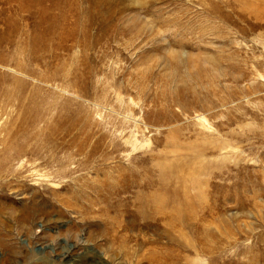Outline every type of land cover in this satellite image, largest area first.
Instances as JSON below:
<instances>
[{"label":"rangeland","instance_id":"obj_1","mask_svg":"<svg viewBox=\"0 0 264 264\" xmlns=\"http://www.w3.org/2000/svg\"><path fill=\"white\" fill-rule=\"evenodd\" d=\"M258 4L0 0V264H264Z\"/></svg>","mask_w":264,"mask_h":264},{"label":"bare ground","instance_id":"obj_2","mask_svg":"<svg viewBox=\"0 0 264 264\" xmlns=\"http://www.w3.org/2000/svg\"><path fill=\"white\" fill-rule=\"evenodd\" d=\"M243 7V9L244 10H248V11H250L252 14L253 13H257L258 11H256V9L259 7L258 5V3L260 2V1H262V0H244V1H242V0H237ZM262 11V10H261ZM264 11H262V13H263ZM260 13V12H259ZM261 14V13H260ZM260 14H259V16H260ZM256 15V14H255ZM262 17V16H261ZM24 106V105H23ZM2 111V110H1ZM227 146V145H226ZM223 148H224V146H222ZM201 150V149H200ZM199 150V151H200ZM24 151V150H23ZM195 151V150H194ZM196 151H198V150H196ZM203 155V154H202ZM196 156V155H195ZM199 157H201V155L199 156ZM203 157V156H202ZM188 158V157H187ZM193 159H195L194 157H193ZM180 160V159H179ZM200 160H202V159H200ZM199 160V161H200ZM160 162V161H159ZM186 162H187V160H186ZM181 165H183V164H181ZM159 166H160V174H162V176L163 177H161L160 179H161V181H162V183H161V191L159 192V193H156V195L154 196V197H149V198H147V199H145V203H144V205L145 206H155V207H157L156 208V210L158 209V211H162V212H167L168 211V213H167V216L166 217H168L169 218V221H176V220H178L179 222H180V224L182 223V221H183V223H187V222H189V221H191L194 217H189V214H191L192 215V213H194L193 212V210L195 211V210H197V207L198 206H196L195 208L196 209H192V211L191 210H189V208L191 209V206L193 205V204H196V199L197 198H194V197H191L190 195H189V193H188V191L187 190H189V189H187V187H186V185H185V181L183 180H180L181 182H182V187L180 188V190H179V192H181V195H179V193H177L176 191L178 190V189H176V188H168V186H167V184L169 183V181H170V178H171V175L170 174H168V167H166L167 165H164L163 164V162H160V164H159ZM170 166V165H169ZM196 167V166H195ZM182 168V167H181ZM188 183V182H187ZM189 184V183H188ZM116 187H118V186H116ZM201 187V186H200ZM113 188H115V187H113ZM193 188V187H192ZM77 192V191H76ZM158 192V191H157ZM112 195V194H111ZM110 195V196H111ZM128 196V195H127ZM177 196H180V198L177 200L176 199V197ZM107 197H108V195H107ZM130 197V196H129ZM171 197H175V199H174V201L171 199V201H169L170 199H168V198H171ZM196 197V196H195ZM200 198V197H199ZM43 199V198H42ZM41 199V200H42ZM106 199V198H105ZM109 199V198H108ZM116 198H114V200H115ZM126 200V199H125ZM198 200V199H197ZM104 201H106V200H104ZM200 201V200H199ZM125 202V201H124ZM37 203V202H36ZM42 203V202H41ZM44 203V202H43ZM69 203V202H68ZM72 203H73V201H72ZM86 203H87V200H86ZM131 203V202H130ZM140 203V202H139ZM38 204V203H37ZM69 204H71V203H69ZM77 204V203H76ZM129 204V203H128ZM132 204H133V202H132ZM36 205V204H35ZM40 205H42V204H40ZM137 205V204H136ZM200 205V204H199ZM25 206V205H24ZM43 206V205H42ZM66 206V205H65ZM118 206V205H117ZM126 206V205H125ZM134 206V205H133ZM73 207V206H72ZM127 207V206H126ZM193 207V206H192ZM203 207V206H202ZM43 208H44V206H43ZM66 208H68L67 206H66ZM75 208V207H74ZM169 208V209H168ZM199 208V207H198ZM45 209V208H44ZM69 209V208H68ZM138 209V208H137ZM202 209V208H201ZM112 210V209H111ZM122 210V209H121ZM139 210V209H138ZM188 210H189V212L191 211L192 213H189L188 212ZM199 210H200V208H199ZM15 211V210H14ZM19 211V210H18ZM169 211H171V212H175V214L176 213H179L178 214V216H177V218L175 217V215H171L170 213H169ZM187 211V212H186ZM74 212H75V210H74ZM47 214L48 212L47 211H45V210H43L42 208H38L37 206L35 207V206H33V207H30V208H22V210H20L17 214H15V217H16V220L18 221V222H21L20 223V226L22 227V225H24L26 222H29V221H31L32 219H33V217L34 216H36L37 214ZM196 213V212H195ZM115 214H117V213H115ZM164 215V214H163ZM171 215V216H170ZM194 215V214H193ZM80 216V215H79ZM82 216V215H81ZM195 216V215H194ZM40 218V217H39ZM116 219V218H115ZM118 219V218H117ZM167 219V218H166ZM134 221V220H133ZM194 221V220H193ZM82 222V221H81ZM86 222V221H85ZM167 222V221H166ZM179 222H178V224H179ZM163 223V222H162ZM22 224V225H21ZM172 224V223H171ZM176 225V224H175ZM174 225V226H175ZM185 225V224H184ZM163 226V225H162ZM170 226V225H169ZM187 226V225H186ZM189 226V225H188ZM115 227V226H114ZM124 227V226H123ZM128 227V226H127ZM177 227V226H176ZM179 227V226H178ZM182 227V226H181ZM190 227V226H189ZM118 228V227H117ZM165 228V227H164ZM174 228V227H173ZM166 230V229H165ZM172 230V229H171ZM184 230V229H183ZM160 231V230H159ZM174 231H175V229H174ZM180 232H182V231H180ZM179 232V233H180ZM209 232V231H208ZM164 233V232H163ZM170 233V232H169ZM170 234H172V233H170ZM176 234V233H175ZM195 234V233H194ZM200 234V233H199ZM116 235V234H115ZM179 235V234H178ZM182 237H183V234H180ZM187 235V234H186ZM197 235V234H196ZM195 235V237L198 239V241H196V239L193 237V240L192 239H189V240H185L186 241V243H185V245L184 246H186L187 248H191V249H193V250H195V251H197L198 249H197V246H198V242H199V236L197 235L196 236ZM203 235V234H202ZM174 236V235H173ZM201 236V235H200ZM206 233H204V238H206ZM166 237V236H165ZM185 237V236H184ZM202 237V236H201ZM189 238V237H188ZM187 238V239H188ZM192 238V237H191ZM173 239V238H172ZM178 239V238H177ZM209 239V238H208ZM207 239V240H208ZM112 240V239H111ZM170 240V239H169ZM175 242V241H174ZM178 242V241H177ZM207 245V244H206ZM123 246V245H122ZM180 246V245H179ZM202 250H203V248H201ZM200 249V250H201ZM204 251V250H203ZM153 255V254H152ZM171 255V254H170ZM178 258V257H177ZM152 263H154V264H168V262H158V260H156V258L153 256L152 257ZM190 262V261H189ZM89 263V262H88ZM193 263V262H192ZM197 264V263H196Z\"/></svg>","mask_w":264,"mask_h":264}]
</instances>
